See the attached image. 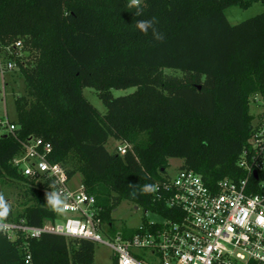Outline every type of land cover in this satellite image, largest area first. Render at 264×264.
Segmentation results:
<instances>
[{
  "label": "trees",
  "instance_id": "trees-1",
  "mask_svg": "<svg viewBox=\"0 0 264 264\" xmlns=\"http://www.w3.org/2000/svg\"><path fill=\"white\" fill-rule=\"evenodd\" d=\"M255 1L141 0L137 16L130 0H0V52L22 42L9 57L26 84L15 99L16 129L0 135V184L21 197L16 205L5 198L8 217L36 226L58 217L46 204L52 184L12 163L34 137L52 144L49 160L70 178L80 174L113 234L123 200L168 214L155 192L134 197L129 184L139 191L164 181L172 158L212 187L243 178L240 155L264 119L252 112L256 97L264 99V11L237 24L225 11ZM137 20H152L164 39L138 30ZM86 87L97 90L105 113ZM130 87L117 97L111 91ZM111 140L130 147L122 155ZM28 244L30 264H92L97 243L44 233ZM0 264H26L19 241L2 233Z\"/></svg>",
  "mask_w": 264,
  "mask_h": 264
},
{
  "label": "built area",
  "instance_id": "built-area-1",
  "mask_svg": "<svg viewBox=\"0 0 264 264\" xmlns=\"http://www.w3.org/2000/svg\"><path fill=\"white\" fill-rule=\"evenodd\" d=\"M21 46L17 41L13 49ZM13 49L8 46L0 52L3 78L18 70L17 62L9 57ZM0 126L8 132L16 129L8 120H0ZM129 147L124 143L116 148L124 155ZM51 151L50 142L34 137L23 143L22 152L12 160L25 176L50 182L52 190L67 197L63 212L43 225H32L24 217L0 221L4 226L0 233L19 241L26 264L32 261L28 240L44 233L107 244L114 264H264V119L240 155L243 178H225L212 187L192 169L169 172L155 191L168 214L151 211L162 220H145L134 227L133 234L117 232L113 239L103 230L96 196L81 181L74 184L67 167L51 162ZM252 177L257 183L251 182Z\"/></svg>",
  "mask_w": 264,
  "mask_h": 264
},
{
  "label": "rangeland",
  "instance_id": "rangeland-1",
  "mask_svg": "<svg viewBox=\"0 0 264 264\" xmlns=\"http://www.w3.org/2000/svg\"><path fill=\"white\" fill-rule=\"evenodd\" d=\"M264 11V0H258L253 2L249 7L243 8L240 6L228 7L225 11L228 20L232 24L240 23L241 21L253 17ZM167 72H172L166 70ZM18 70L9 72L5 77L0 76V120L13 121L17 118L15 99L18 95L25 93L26 84L24 78L17 73ZM135 87H130L127 89H117L113 88L111 91L114 96H121L132 93L135 91ZM84 95L86 98L101 112H106V107L100 99L96 89L92 87L84 88ZM252 112L255 115L264 113V99L260 96L256 97L255 102L252 104ZM7 131L6 128L0 126V135ZM123 144L118 141L111 140L109 142V148L112 150L115 146ZM182 160L177 158L170 159L169 172L176 174L178 168L181 166ZM81 180L80 174H75L72 178V182L75 184L77 181ZM0 193H3L5 198H9V201L14 205L18 201H21L20 195H18V190L10 184L2 183L0 184ZM113 217L115 218L116 231L122 232L124 228H134L139 226L145 220H162V217L154 212L145 210L142 207H137L136 204L128 200H123L113 212ZM110 236L114 238L113 232ZM106 236V238H109ZM114 256L112 249L104 243L98 242L96 244L95 259L92 264H114Z\"/></svg>",
  "mask_w": 264,
  "mask_h": 264
},
{
  "label": "clouds",
  "instance_id": "clouds-1",
  "mask_svg": "<svg viewBox=\"0 0 264 264\" xmlns=\"http://www.w3.org/2000/svg\"><path fill=\"white\" fill-rule=\"evenodd\" d=\"M140 3L141 0H130L128 4L129 8L136 7L137 12L135 13L137 16L140 15ZM136 28L143 33H147L149 29L152 31V35L156 40H163L164 36L161 32H159L154 26V22L152 20H137ZM53 186H50L51 191H46L45 198L46 204L49 208L55 213H62L65 207L66 195L57 190H52ZM129 187L132 189L130 195L137 197L140 195H151L157 190V186L154 184H144L140 186L139 191H137V187L133 184H129ZM10 214V205L5 199L3 193H0V221L5 220ZM4 226L0 224V228Z\"/></svg>",
  "mask_w": 264,
  "mask_h": 264
},
{
  "label": "water",
  "instance_id": "water-1",
  "mask_svg": "<svg viewBox=\"0 0 264 264\" xmlns=\"http://www.w3.org/2000/svg\"><path fill=\"white\" fill-rule=\"evenodd\" d=\"M255 174H256V172H255ZM138 207V206H137Z\"/></svg>",
  "mask_w": 264,
  "mask_h": 264
},
{
  "label": "crops",
  "instance_id": "crops-1",
  "mask_svg": "<svg viewBox=\"0 0 264 264\" xmlns=\"http://www.w3.org/2000/svg\"><path fill=\"white\" fill-rule=\"evenodd\" d=\"M79 181H81V180H79Z\"/></svg>",
  "mask_w": 264,
  "mask_h": 264
}]
</instances>
